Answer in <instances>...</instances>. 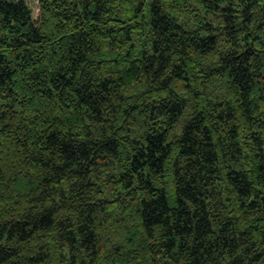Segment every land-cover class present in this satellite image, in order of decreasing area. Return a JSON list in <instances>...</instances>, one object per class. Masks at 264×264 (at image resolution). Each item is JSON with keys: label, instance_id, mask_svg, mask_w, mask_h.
<instances>
[{"label": "trees", "instance_id": "trees-1", "mask_svg": "<svg viewBox=\"0 0 264 264\" xmlns=\"http://www.w3.org/2000/svg\"><path fill=\"white\" fill-rule=\"evenodd\" d=\"M0 264H264V0H0Z\"/></svg>", "mask_w": 264, "mask_h": 264}, {"label": "rangeland", "instance_id": "rangeland-1", "mask_svg": "<svg viewBox=\"0 0 264 264\" xmlns=\"http://www.w3.org/2000/svg\"><path fill=\"white\" fill-rule=\"evenodd\" d=\"M34 12H36V10Z\"/></svg>", "mask_w": 264, "mask_h": 264}]
</instances>
